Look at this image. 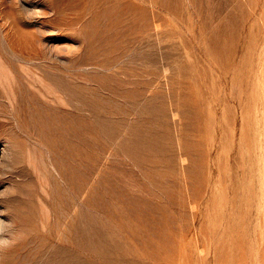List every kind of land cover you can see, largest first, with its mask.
Masks as SVG:
<instances>
[{
    "label": "rangeland",
    "instance_id": "rangeland-1",
    "mask_svg": "<svg viewBox=\"0 0 264 264\" xmlns=\"http://www.w3.org/2000/svg\"><path fill=\"white\" fill-rule=\"evenodd\" d=\"M0 264H264V0H0Z\"/></svg>",
    "mask_w": 264,
    "mask_h": 264
}]
</instances>
